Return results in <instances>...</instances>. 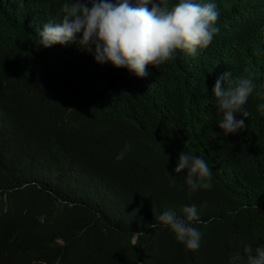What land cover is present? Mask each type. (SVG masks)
<instances>
[{
    "label": "trees",
    "instance_id": "trees-1",
    "mask_svg": "<svg viewBox=\"0 0 264 264\" xmlns=\"http://www.w3.org/2000/svg\"><path fill=\"white\" fill-rule=\"evenodd\" d=\"M64 2L0 0V264H246L264 245V16L221 13L207 49L140 78L78 44L39 46ZM228 71L258 82L225 135L212 88ZM181 151L209 161L210 189L189 193ZM193 203L198 249L148 228Z\"/></svg>",
    "mask_w": 264,
    "mask_h": 264
},
{
    "label": "clouds",
    "instance_id": "clouds-1",
    "mask_svg": "<svg viewBox=\"0 0 264 264\" xmlns=\"http://www.w3.org/2000/svg\"><path fill=\"white\" fill-rule=\"evenodd\" d=\"M250 9L264 16V0H226L220 11L214 0H175V3L170 0H65L61 19L45 23L37 43L44 48L78 44L92 54L96 63L124 68L142 78L148 75V65L157 68L174 59L178 51L195 56L207 49L219 31L216 22L221 13L234 18ZM260 34V50L264 53V26ZM257 82L252 76L240 77L234 82L230 71L216 79L212 93L221 113L217 127L225 135L246 126L252 108L247 103L248 97ZM173 171L185 174L189 193L213 186V171L203 155L181 151ZM170 176L175 183L176 175ZM183 212L184 217L171 209L163 211L158 217L159 224L147 226L167 228L178 242L189 250H196L203 238L196 227L202 223L198 206L186 205ZM144 235L143 231L130 233L132 247ZM245 253L246 264H264V245L254 250L248 247Z\"/></svg>",
    "mask_w": 264,
    "mask_h": 264
}]
</instances>
